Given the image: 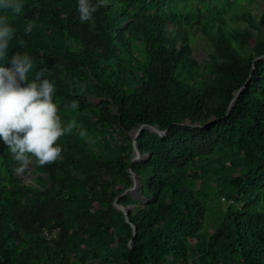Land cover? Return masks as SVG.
I'll return each mask as SVG.
<instances>
[{
  "label": "trees",
  "instance_id": "1",
  "mask_svg": "<svg viewBox=\"0 0 264 264\" xmlns=\"http://www.w3.org/2000/svg\"><path fill=\"white\" fill-rule=\"evenodd\" d=\"M258 1L106 0L83 23L77 0H23L20 14L0 13L15 29L9 56L30 55L29 81L46 69L62 123L76 121L56 141L59 159L30 156V183L0 141V264H264ZM140 125L165 134L143 130L132 161ZM129 170L139 195L118 198Z\"/></svg>",
  "mask_w": 264,
  "mask_h": 264
},
{
  "label": "clouds",
  "instance_id": "2",
  "mask_svg": "<svg viewBox=\"0 0 264 264\" xmlns=\"http://www.w3.org/2000/svg\"><path fill=\"white\" fill-rule=\"evenodd\" d=\"M106 0H77L76 10L81 23L93 21V14ZM23 0H0V13L20 14ZM15 33L8 16L0 14V141L6 145L12 158L20 162L16 171L22 172L30 156L41 166L60 158L62 148L56 141L76 127V121L62 123L57 105L53 102L55 82L43 78L46 69L35 73V79L28 80L33 60L27 53L9 56V42ZM7 62L8 66H5ZM79 107L73 100L69 106ZM79 135L86 137L80 129Z\"/></svg>",
  "mask_w": 264,
  "mask_h": 264
},
{
  "label": "water",
  "instance_id": "3",
  "mask_svg": "<svg viewBox=\"0 0 264 264\" xmlns=\"http://www.w3.org/2000/svg\"><path fill=\"white\" fill-rule=\"evenodd\" d=\"M263 58H264V56L257 57V58L254 59V61H256L258 59H263ZM241 90H242V88L235 93V95H234V97H233V99H232V101L230 103L229 110L233 107L234 102L236 101V99H237V97L239 95V92ZM143 130H149L150 132L156 133V134H158L161 137H163L164 134H165V132L160 131L156 127H149V126H146V125H140L136 129H134L131 132L132 147H133V158H132V161H139L141 159V152L139 150V147L136 144V139H137V137L140 135V133ZM129 173H130V176L132 178L133 184H132V186L129 189L125 190L122 194H120L118 196V198L121 197V196H124V195H126L128 193L129 194H133L136 191V189L140 186L139 183H138V179L136 177V174L132 170H129ZM245 178H247V175H245ZM116 200L114 201V207H115V209L117 211L121 212L124 215L125 221L127 223H129V221H128V209L127 208H124L122 205L117 204ZM131 227H132L133 236H134L136 234V228L133 225H131ZM131 247H132V242L129 243V248H131Z\"/></svg>",
  "mask_w": 264,
  "mask_h": 264
},
{
  "label": "rangeland",
  "instance_id": "4",
  "mask_svg": "<svg viewBox=\"0 0 264 264\" xmlns=\"http://www.w3.org/2000/svg\"><path fill=\"white\" fill-rule=\"evenodd\" d=\"M264 10V5L261 2H255L252 4V14L254 15H259L261 11ZM207 45L205 43H197L193 47V57L199 62L202 63L207 60ZM95 102L98 100L93 99ZM24 169L27 171L26 173L20 172L18 175L20 178H23L26 183H30V180L32 178L31 171H32V163L28 162L25 166ZM134 198L138 197L137 189L136 191L131 194Z\"/></svg>",
  "mask_w": 264,
  "mask_h": 264
},
{
  "label": "built area",
  "instance_id": "5",
  "mask_svg": "<svg viewBox=\"0 0 264 264\" xmlns=\"http://www.w3.org/2000/svg\"><path fill=\"white\" fill-rule=\"evenodd\" d=\"M55 234H56V232L53 233V235H55Z\"/></svg>",
  "mask_w": 264,
  "mask_h": 264
},
{
  "label": "bare ground",
  "instance_id": "6",
  "mask_svg": "<svg viewBox=\"0 0 264 264\" xmlns=\"http://www.w3.org/2000/svg\"><path fill=\"white\" fill-rule=\"evenodd\" d=\"M53 236H55V235H53Z\"/></svg>",
  "mask_w": 264,
  "mask_h": 264
}]
</instances>
